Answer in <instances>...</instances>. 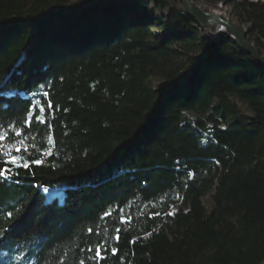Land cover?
Segmentation results:
<instances>
[{"label":"trees","instance_id":"trees-1","mask_svg":"<svg viewBox=\"0 0 264 264\" xmlns=\"http://www.w3.org/2000/svg\"><path fill=\"white\" fill-rule=\"evenodd\" d=\"M219 3L264 53V0ZM32 99L0 264H264V71L179 0H0V123Z\"/></svg>","mask_w":264,"mask_h":264},{"label":"snow or ice","instance_id":"snow-or-ice-1","mask_svg":"<svg viewBox=\"0 0 264 264\" xmlns=\"http://www.w3.org/2000/svg\"><path fill=\"white\" fill-rule=\"evenodd\" d=\"M49 94L47 92L43 93L44 97H47ZM36 96V93H32V97L34 98ZM38 105V109H37ZM51 104L47 105V109H51ZM46 113V107L43 103H41L40 100L32 99L29 101V107L27 109V119L24 120L21 118V120L17 121V124L15 126L11 125L10 123L8 125H5L3 123H0V158H2V162L5 165L3 168H0V182L13 178L17 173L14 171L16 168H25L27 169L29 167V161L26 158V153L29 152L31 149L28 145V133L23 132L21 129L24 127L25 124H27L28 128L31 129L33 123L35 124H45L47 121V117L45 115ZM6 127H14V136L15 140L12 138V134L5 131ZM50 128L51 125H48ZM49 142L51 143L52 137H48ZM7 141V142H5ZM47 154H51V147H49V151ZM34 163L40 164L42 163L41 160L36 159L32 161ZM8 165H11L12 167L9 168ZM189 177H191V173H189ZM105 216L110 215L109 212L104 213ZM159 215V213H157ZM168 215H173L172 212H169ZM123 222V219L122 221ZM89 232L92 231V229L88 230ZM120 229H117V232H119ZM119 239V237H117ZM101 247L97 246L95 249V257H89V260H94L95 264H99V261L102 260L104 257L101 255ZM89 252L92 251L91 248L88 249ZM116 249L113 248V254H115ZM79 264H85L84 260H80Z\"/></svg>","mask_w":264,"mask_h":264},{"label":"water","instance_id":"water-1","mask_svg":"<svg viewBox=\"0 0 264 264\" xmlns=\"http://www.w3.org/2000/svg\"><path fill=\"white\" fill-rule=\"evenodd\" d=\"M183 16L210 38L232 42L241 53L248 55L264 71V53L251 41L244 25L231 20L224 12L204 8L193 0H179ZM222 3L218 8H223Z\"/></svg>","mask_w":264,"mask_h":264},{"label":"rangeland","instance_id":"rangeland-1","mask_svg":"<svg viewBox=\"0 0 264 264\" xmlns=\"http://www.w3.org/2000/svg\"><path fill=\"white\" fill-rule=\"evenodd\" d=\"M193 1L197 5H200V6L204 7V8L215 9L217 11L224 12L227 17H229L231 20H233L231 15H230L231 9L228 6H224L223 8H218L220 3L219 4H209L211 2V0H193ZM252 1H255V0H252ZM214 5H216V6H214Z\"/></svg>","mask_w":264,"mask_h":264}]
</instances>
